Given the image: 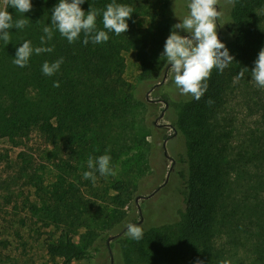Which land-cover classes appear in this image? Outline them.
Segmentation results:
<instances>
[{"label":"trees","instance_id":"obj_1","mask_svg":"<svg viewBox=\"0 0 264 264\" xmlns=\"http://www.w3.org/2000/svg\"><path fill=\"white\" fill-rule=\"evenodd\" d=\"M112 2L85 0L81 8L101 10L96 27L107 31L102 11ZM115 2L134 10L128 30L108 32L107 42L87 45L83 33L69 43L51 25L59 0H31L32 9L24 14L8 5L13 21L28 22L9 30L8 44L0 39V139L22 147L20 179L0 180L1 200L16 201L27 213L26 225L43 244L47 264H73L109 234L125 235L128 223L141 226L143 238L127 245L126 264H264V88L251 79L264 47V0H230L228 16L222 7L217 34L234 61L223 73L212 70L200 100L186 95L172 135L157 124L156 102L137 96L144 89L160 92L171 69L162 56L164 45L173 19L188 15L190 0ZM4 3L0 0V7ZM142 15L151 22L138 28ZM46 26L53 28L46 45L53 51L33 52L27 66L15 65L16 49L26 40L41 46ZM130 51L140 63L142 89L125 76L123 54ZM61 57L54 75L43 74L45 61ZM245 67L249 71L236 80ZM239 97L257 114L251 129L239 120ZM161 99L167 105L161 118L170 120L169 98ZM36 139L42 144L38 151L29 146ZM104 154L116 174L97 172L95 183L83 179L88 158ZM25 186L27 194H18ZM170 189L185 209L179 232L155 231L146 220L128 216L131 201L153 193L165 197Z\"/></svg>","mask_w":264,"mask_h":264},{"label":"clouds","instance_id":"obj_2","mask_svg":"<svg viewBox=\"0 0 264 264\" xmlns=\"http://www.w3.org/2000/svg\"><path fill=\"white\" fill-rule=\"evenodd\" d=\"M85 0H59L54 6L51 14V25L59 31L62 37L69 43L78 40L83 33V43H103L109 40L108 32L116 35L125 33L129 25L127 20L134 12L133 8L127 4L112 3L107 4L102 11L104 30L96 27L97 16L101 10L93 9L91 6L87 12L82 10L81 5ZM218 0H190L188 4L189 13L179 23L173 25L170 35L167 37L162 56L167 58L174 73V85L182 95H191L195 100H200L208 89V80L212 70L215 68L219 73L234 61V57L229 54V49L218 38L217 21L220 13L217 8ZM8 5L19 13L31 11V0H5V8L0 10V39L6 44L10 42L9 30L14 26L23 29L26 19L13 21V15L8 11ZM182 30L185 35H181L177 30ZM44 35L40 37L39 47L33 48L31 41H24L16 49L13 63L20 67L27 66L30 56L35 52L39 55L44 52H52L53 48L46 46L53 38V28L46 26L43 28ZM63 57L54 61H45L42 65V72L52 76L63 63ZM255 66L251 69V79L264 88V47L258 53L254 61ZM248 68H241L235 77L239 80L244 77ZM55 87H59V82H54ZM208 103H212L211 100ZM88 171L83 173V179L96 181V173L101 176L115 175L111 166V157L108 154L99 157H89L87 161ZM126 235L139 241L143 238V228L137 224L128 223ZM195 264H204L203 260H197ZM221 264H231L230 261H221Z\"/></svg>","mask_w":264,"mask_h":264},{"label":"rangeland","instance_id":"obj_3","mask_svg":"<svg viewBox=\"0 0 264 264\" xmlns=\"http://www.w3.org/2000/svg\"><path fill=\"white\" fill-rule=\"evenodd\" d=\"M230 0H218L217 8L222 14L228 16L227 3ZM5 8V3L2 4L0 10ZM187 9L189 11L188 5ZM221 14V15H222ZM175 20L173 19V25L179 23V19H183L185 15L180 14ZM151 22V18L147 15H142L137 19L138 28L148 27ZM171 23V24H172ZM126 63L125 76L126 79L132 83L138 89L143 87L139 81L140 63L137 59V54L133 51L125 52L123 54ZM166 80L164 81L159 93L147 94V90H140L138 92V99L145 101V97L148 101L156 102L158 106V118L157 124L165 126L168 135L173 134L172 127L177 123L178 114L181 107L187 101L186 95H182L174 85V73L172 69L166 74ZM137 89V90H138ZM161 96L168 97L171 103V111L173 115L170 120L161 118L164 114V110L167 108L166 103L161 99ZM240 103L236 107V112L239 115L240 122H244V127L248 126L251 129L255 125L257 114L246 110L243 104V98H237ZM235 109V106L233 107ZM254 114V115H252ZM157 116V117H158ZM40 140L36 139L29 143L33 150L38 151V147L41 146ZM20 148L13 147L10 142L4 139H0V180H8L11 178L20 179V162L19 154L22 151ZM171 164V160L169 161ZM20 184L25 181L20 180ZM4 188V184L2 186ZM23 190L27 194V186L17 191L20 194ZM16 193V194H17ZM168 195L165 197H159L153 194L146 195L137 201V198L128 204L127 214L136 219V222L146 220L149 222V226L158 227L155 231L160 229H166L168 231L177 233L180 231V224L185 217V209L182 206L180 200L177 198L175 191L168 190ZM2 191H0V264H47L46 251L41 242H37L36 237L32 235L31 229L26 225L29 217L27 213L22 211L17 205L16 201L9 202L2 198ZM14 195L16 198L17 195ZM6 195V194H5ZM151 196V200L148 202L146 199ZM139 198V197H138ZM150 198V197H149ZM8 199V198H7ZM20 201V199H17ZM147 201L148 207L145 211V216L140 217L141 210L144 208V201ZM26 221V222H25ZM123 231V230H122ZM127 228H124L125 232ZM107 242H100L96 245L95 249L91 250L87 255L76 260L73 264H126L125 256L127 252V245L130 244V239L126 234L119 238L117 234H109ZM121 239L118 240L117 239ZM78 245L81 244L80 238L75 239Z\"/></svg>","mask_w":264,"mask_h":264},{"label":"water","instance_id":"obj_4","mask_svg":"<svg viewBox=\"0 0 264 264\" xmlns=\"http://www.w3.org/2000/svg\"><path fill=\"white\" fill-rule=\"evenodd\" d=\"M153 195H154V194H153ZM153 195H152V196H153ZM149 197H151V196H149ZM149 197H148V198H149ZM139 199H140V198H137V201H138Z\"/></svg>","mask_w":264,"mask_h":264}]
</instances>
